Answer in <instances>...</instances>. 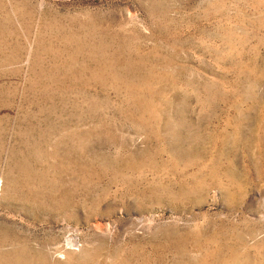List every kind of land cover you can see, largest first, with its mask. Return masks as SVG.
<instances>
[{"label":"rangeland","instance_id":"rangeland-1","mask_svg":"<svg viewBox=\"0 0 264 264\" xmlns=\"http://www.w3.org/2000/svg\"><path fill=\"white\" fill-rule=\"evenodd\" d=\"M0 264H264V0H0Z\"/></svg>","mask_w":264,"mask_h":264}]
</instances>
